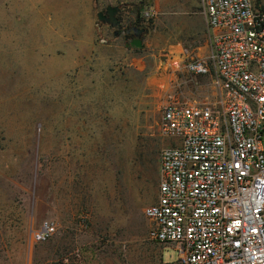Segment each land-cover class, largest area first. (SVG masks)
<instances>
[{"label": "rangeland", "instance_id": "374dc122", "mask_svg": "<svg viewBox=\"0 0 264 264\" xmlns=\"http://www.w3.org/2000/svg\"><path fill=\"white\" fill-rule=\"evenodd\" d=\"M109 6L120 25L99 19ZM129 26L145 29L140 46L120 34ZM209 35L185 0H0V264H178L174 245L148 239L144 211L172 142L164 103L210 83L165 61ZM45 220L57 233L33 241Z\"/></svg>", "mask_w": 264, "mask_h": 264}, {"label": "built area", "instance_id": "2783aa9c", "mask_svg": "<svg viewBox=\"0 0 264 264\" xmlns=\"http://www.w3.org/2000/svg\"><path fill=\"white\" fill-rule=\"evenodd\" d=\"M201 1L211 53L181 47L165 67L210 83L200 98L170 94L163 105L160 130L172 142L160 152L157 201L144 211L148 239L174 245L178 264H264V9ZM58 229L45 220L32 240Z\"/></svg>", "mask_w": 264, "mask_h": 264}, {"label": "crops", "instance_id": "0c3cea01", "mask_svg": "<svg viewBox=\"0 0 264 264\" xmlns=\"http://www.w3.org/2000/svg\"><path fill=\"white\" fill-rule=\"evenodd\" d=\"M127 1L130 2V0H127ZM131 1H133V0H131ZM174 3H176V2H174ZM256 3H257V1H256ZM155 6L158 9H161V6L159 4H156ZM190 6L191 7H199L200 6L201 8L203 7L201 0H185V15H188ZM257 6L264 9V3L263 4L257 3ZM208 29H209V27H208ZM209 34H210V31H209ZM209 40H210V42H208V43H207V41L199 43V45L194 47V49H192V50L190 49L191 52H194L199 57H205V56L209 55L212 51L211 34L209 35ZM177 45L185 48V43L179 42ZM209 47H210V50H208Z\"/></svg>", "mask_w": 264, "mask_h": 264}, {"label": "flooded vegetation", "instance_id": "af4514ba", "mask_svg": "<svg viewBox=\"0 0 264 264\" xmlns=\"http://www.w3.org/2000/svg\"><path fill=\"white\" fill-rule=\"evenodd\" d=\"M106 16L107 12H104ZM115 16H118V12L116 13ZM103 21H106V17L104 18ZM138 26H129V27H122L120 30V34H122L124 36L125 41L129 42L130 44H133L135 46H140L141 42H142V35L144 34V32H141ZM119 34V32H116Z\"/></svg>", "mask_w": 264, "mask_h": 264}, {"label": "trees", "instance_id": "16d2710c", "mask_svg": "<svg viewBox=\"0 0 264 264\" xmlns=\"http://www.w3.org/2000/svg\"><path fill=\"white\" fill-rule=\"evenodd\" d=\"M140 166L144 172H152L153 176H155L158 172V165L157 160L154 158H150L149 154L147 153H141L140 154Z\"/></svg>", "mask_w": 264, "mask_h": 264}, {"label": "water", "instance_id": "95a60500", "mask_svg": "<svg viewBox=\"0 0 264 264\" xmlns=\"http://www.w3.org/2000/svg\"><path fill=\"white\" fill-rule=\"evenodd\" d=\"M118 12L117 7L109 6L107 9V15L104 14V12H99V19L102 21L106 17V20L112 25V26H118L120 25L121 21L118 19L115 15ZM141 32H145V29H139ZM116 35H119L116 33Z\"/></svg>", "mask_w": 264, "mask_h": 264}]
</instances>
